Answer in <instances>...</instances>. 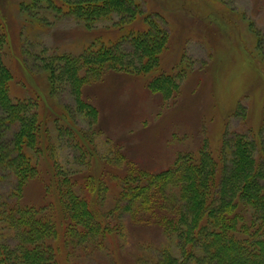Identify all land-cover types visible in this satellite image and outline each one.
Masks as SVG:
<instances>
[{
  "label": "rangeland",
  "instance_id": "rangeland-1",
  "mask_svg": "<svg viewBox=\"0 0 264 264\" xmlns=\"http://www.w3.org/2000/svg\"><path fill=\"white\" fill-rule=\"evenodd\" d=\"M139 1L168 34L159 63L148 72L106 68L77 90L68 73L51 75L49 58L77 56L96 37L123 36L128 27L112 25L119 16L87 28L64 6L49 15L42 3L43 22L32 24L21 15L29 0H0L13 46L0 51L12 74L9 95L35 104L47 124L41 153L32 155L38 174L21 199L42 206L44 184L57 169L110 228L95 243L66 241L53 202L45 211L57 220L51 240L57 264H154L162 249L178 255L176 238L162 226L123 209L119 180L129 167L156 174L203 150L216 159L236 134L253 139L264 156V0ZM0 173L4 196L14 179Z\"/></svg>",
  "mask_w": 264,
  "mask_h": 264
},
{
  "label": "trees",
  "instance_id": "trees-1",
  "mask_svg": "<svg viewBox=\"0 0 264 264\" xmlns=\"http://www.w3.org/2000/svg\"><path fill=\"white\" fill-rule=\"evenodd\" d=\"M29 1L21 15L32 24L43 22L38 18L43 8L56 15L64 6L65 13L87 28L114 15L121 20L113 26L128 27L114 41L96 37L77 56L49 58L51 75L68 73L77 90L87 78H100L106 68L148 72L166 47V30L139 0ZM11 45L0 9V51L11 50ZM1 58L0 172L11 173L14 185L0 195V264H57L51 244L57 220L45 211L53 202L59 204L66 241L79 236L84 243H95L110 228L101 226V216L73 193L74 182L57 169L44 184L42 206L22 201L24 188L39 171L32 155L41 153L47 124L35 104L9 95L12 74ZM234 139L224 143L216 159L203 150L196 157L178 159L163 172L148 174L129 167L120 178L118 197L126 213L138 221L153 219L166 236L176 238L178 255L162 249L154 264H264V156L245 134ZM92 181L88 178L87 184Z\"/></svg>",
  "mask_w": 264,
  "mask_h": 264
}]
</instances>
